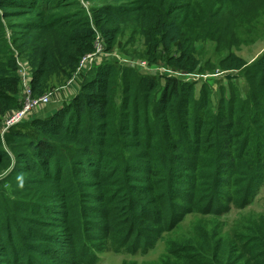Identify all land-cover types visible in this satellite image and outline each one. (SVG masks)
<instances>
[{
  "label": "trees",
  "instance_id": "16d2710c",
  "mask_svg": "<svg viewBox=\"0 0 264 264\" xmlns=\"http://www.w3.org/2000/svg\"><path fill=\"white\" fill-rule=\"evenodd\" d=\"M83 1L103 3L91 9L97 28L132 20L151 63L197 71L194 36L208 23L205 0ZM231 1L211 7L213 37L226 30ZM83 7L81 0H0V161L11 151L18 157L14 176H24L15 181L23 195L19 213L0 207V264H98L109 249L145 255L186 216L249 206L264 188V55L252 67L229 56L228 69H243L246 96L233 79L221 82L215 97L208 85L197 93L193 84L167 78L162 86L140 68L106 61L69 101L3 136L4 118L23 106L19 59L34 66L30 89L37 98L57 72L68 80L95 51ZM160 39L179 48L162 56ZM205 235L198 230L191 248L174 243L158 264H264V219L240 248L214 238L212 227Z\"/></svg>",
  "mask_w": 264,
  "mask_h": 264
},
{
  "label": "rangeland",
  "instance_id": "374dc122",
  "mask_svg": "<svg viewBox=\"0 0 264 264\" xmlns=\"http://www.w3.org/2000/svg\"><path fill=\"white\" fill-rule=\"evenodd\" d=\"M81 1L84 5L85 16L92 23L88 31L96 38V42H100L104 52L98 53L95 49L93 53L83 56L77 69L71 74V78L66 81V77L57 72L52 80V88L43 95L51 94L52 102L47 105L48 107L45 106L33 112L32 116L42 110L44 111L45 108V110H48L63 101H69L73 97L75 86L92 79L95 76L96 69L106 61L118 62L123 69L126 68L125 64L133 69L140 68L143 72L157 76L158 81L162 80L160 82L162 86L165 85V79L167 78L193 84L197 93H200L204 85H208L212 88L215 97L221 93L218 90L220 83H227V80L233 79L237 86L241 88L240 90L244 96H246L247 82L243 69L237 72L228 69L230 66L229 56L234 54V56L242 59L247 67H252L264 55V0H246L243 5H241L240 1L232 0L227 6L229 14L224 15L226 17L224 20L226 30L217 37H213L215 34L213 28L215 12L211 11L215 0H205L204 19H208V23L205 26L201 24L200 30L194 36V38H200V41H197L194 45V56L200 65L197 71L192 74H185L183 71L179 73L170 71L171 66L161 60V64L151 63L148 59L147 42L143 35L133 27L134 22L132 20L124 22L121 26L115 28H97L92 20L91 9L101 6L103 3ZM240 7L242 9L238 12ZM4 24L8 26L7 22H4ZM6 32L11 48L16 50L19 44L13 45L14 37L12 31L8 28ZM168 32L169 30L165 34ZM166 42L165 39H160V54L162 56H171L179 48L178 42H173L170 49H167ZM34 46L35 42L33 41L25 48L32 50ZM179 64L185 65L186 62L181 61ZM18 66V75L21 77L20 94L22 96L27 87H30L28 80L32 78L34 66H31L27 61H20V59L18 60ZM82 75L85 77L83 78ZM120 78L122 79L121 75ZM9 155V161H0V207L8 211L10 215H13L14 213H19L16 210L19 204L17 200L23 197V195H21L22 197L19 196L20 194L18 193L21 189L17 192L19 195L15 193V189H18L15 181L21 180L20 178L24 176L17 174V177L14 176L18 157L12 154L11 151ZM263 219L264 188L260 190L254 202L249 206L239 207L238 204V207H232L229 213L219 216L202 214L199 211L186 216L174 229L164 232V238L157 245V248L145 255H127L116 253L113 249H109L100 253L98 264H158L166 257L170 248L174 247V243H185L191 248L195 244V233L199 230L200 234L206 236L205 230L211 227L214 230V238L218 234L228 239L232 246L240 248L241 241L245 240L244 236H248L251 231L255 230L259 221Z\"/></svg>",
  "mask_w": 264,
  "mask_h": 264
},
{
  "label": "built area",
  "instance_id": "2783aa9c",
  "mask_svg": "<svg viewBox=\"0 0 264 264\" xmlns=\"http://www.w3.org/2000/svg\"><path fill=\"white\" fill-rule=\"evenodd\" d=\"M95 49L98 53L104 52V48L100 44V42H96ZM28 81L30 82L31 80ZM50 102H52L51 94L43 96L41 98H34L32 96L30 87H27L23 94L22 108L8 113L4 118L2 134L4 135L10 128L27 121L29 118H31L33 112L42 109Z\"/></svg>",
  "mask_w": 264,
  "mask_h": 264
}]
</instances>
